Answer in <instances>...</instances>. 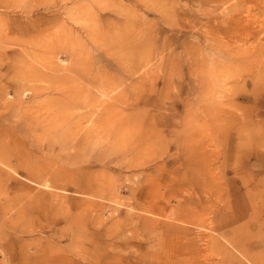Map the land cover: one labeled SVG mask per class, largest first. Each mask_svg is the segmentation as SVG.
Listing matches in <instances>:
<instances>
[{
    "label": "rangeland",
    "instance_id": "obj_1",
    "mask_svg": "<svg viewBox=\"0 0 264 264\" xmlns=\"http://www.w3.org/2000/svg\"><path fill=\"white\" fill-rule=\"evenodd\" d=\"M232 3L0 0V141L22 159L0 164V264H224L211 236L264 253V0L257 35L216 39ZM190 147L212 153L205 168ZM178 181L203 184L190 202ZM224 181L249 211L221 237ZM158 190L166 217L193 209L179 240L143 235L133 194Z\"/></svg>",
    "mask_w": 264,
    "mask_h": 264
},
{
    "label": "bare ground",
    "instance_id": "obj_2",
    "mask_svg": "<svg viewBox=\"0 0 264 264\" xmlns=\"http://www.w3.org/2000/svg\"><path fill=\"white\" fill-rule=\"evenodd\" d=\"M196 1V0H195ZM209 1V0H207ZM214 2H219V3H229V2H233L232 6H234V14L230 15L229 18V25L230 28H224V27H220L219 29H217V31L215 32V34L212 33L213 37H216V39H220L221 37H226V36H230V35H234L235 33H240L242 32L245 35H257V32L254 29V24H256L257 22H255L254 20H249V13L250 10L252 9H256V7H258V5H260L259 0H212ZM140 2H142V0H140ZM141 4V3H140ZM146 8V7H145ZM204 16L206 17V19L208 21H214L217 17V11L216 10H212V11H204L203 12ZM248 15V19H245V15ZM260 26V25H259ZM155 29V28H154ZM152 30L147 29L144 30V35L146 36V39L143 40V42L141 43H134V48H143L146 47L147 45L150 44L151 42V35H149V31ZM220 36V37H219ZM214 47H212L211 44V49H213ZM135 49V50H136ZM149 75L148 72L143 74V78H146ZM108 82V81H106ZM110 85H113L114 82L111 80V82H109ZM104 88H108L110 89L107 84L105 85ZM143 99V103L147 102V95L144 97H141ZM148 103V102H147ZM165 124H167V121H165ZM191 150L188 151V157L192 160H197L200 159L203 164H202V168H205V164L208 163L211 160V152L207 151V150H203V151H197V150H193L192 147H190ZM12 160L16 161V164L18 166H20L19 162L22 160L21 158L15 157L12 154V151L9 150L6 146L3 145V142L0 141V164L6 167H10L11 165L14 166ZM180 157L176 158V162H181L180 161ZM13 169V167H12ZM0 172H2V174H0V180L3 179L2 175L5 176V179L11 177L9 176L10 174L0 166ZM9 176V177H8ZM65 180H70L72 177L71 176H66V177H62ZM60 177H58V179H61ZM62 180V179H61ZM203 181H178L177 182V188L180 192V196H183L184 194H186L187 196H185L186 198H188L191 201H193V199L196 197L197 193H198V189L199 187L203 184ZM224 186H226L225 188V193H228L226 195V198L224 200V204L222 206V209L220 211L221 216L223 217V220L220 221V223L214 227L211 228L210 231H217L219 232L220 236L223 237L225 235L228 234V230L233 226L234 222L237 221L239 222V220L241 219V216L238 215H242V216H246L248 213V207L246 205V202H240L243 198H245V196L243 194H241V200L240 201H236L234 204L230 199L229 196V192L230 190H234L236 192H240L239 188L235 185H231L229 183V181H224L223 183ZM232 187H229V186ZM159 186L158 182H154L152 184V189L157 190ZM163 193H160L158 190L157 195L150 197L149 200H143L141 196L133 194V200L134 203H136L137 205L139 204V206H136V208H138L140 211L146 212L148 214H150L152 217L148 218V219H144L141 222V229L143 230L145 236H150L155 238L156 240H159L160 242V238H161V234L158 231V228L161 227H167V228H171L172 230H174V235L176 237V240H179L180 235H178V233L181 232L182 228L183 231L189 230L187 227L183 226L182 223H187V225H194V222L190 220V216H192V208H188L187 206L183 205L184 207L181 208V211H179L176 215V218H172L171 216H167L166 217V206L164 203L167 202V199L164 198ZM162 196V198H161ZM194 197V198H193ZM177 198H179L177 196ZM138 200H141V204L138 202ZM195 202H199V200H195ZM205 203V202H203ZM202 204V202H201ZM198 204V205H201ZM253 209L256 208V205L252 206ZM246 211V212H245ZM175 215V216H176ZM171 220L174 222H163L164 220ZM177 222V223H175ZM236 223V222H235ZM180 231V232H179ZM120 236V235H118ZM111 237V236H110ZM135 237V236H132ZM202 237H205L204 235ZM212 240L215 241V246L214 248L218 251V253H220L222 255V258L225 260L224 264H243V259L247 258L248 260H250L249 264H257V261H262L264 260V253H260L258 255H255V253H251L254 249L255 246L250 244V249L247 246H244L242 244H238L236 246H234V248L230 247V243H222L220 242L218 239L212 237ZM131 239V238H128ZM126 240L125 242L129 243L130 246H133L132 244L134 242H132L131 240ZM178 242V241H177ZM190 243H192V241H188L186 243V245H189ZM142 244L139 243L136 247H141ZM200 250H198L199 252ZM180 252L178 249V245H177V250H173L171 255L173 257L179 256ZM239 256V258L237 257V255ZM200 255V252L198 253V256ZM35 260H42L44 259L45 261H47V264H59L58 261L55 260L58 259V255L54 257L47 255L46 252H36V256H35ZM62 257V256H61ZM60 257V258H61ZM189 257H194V255L190 254ZM206 258V256H205ZM51 259H53V261H50ZM52 262V263H51Z\"/></svg>",
    "mask_w": 264,
    "mask_h": 264
}]
</instances>
